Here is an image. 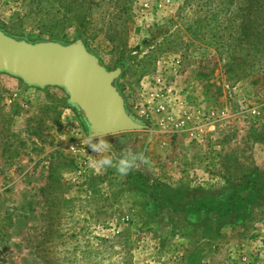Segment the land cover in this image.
Here are the masks:
<instances>
[{
    "label": "rangeland",
    "instance_id": "obj_1",
    "mask_svg": "<svg viewBox=\"0 0 264 264\" xmlns=\"http://www.w3.org/2000/svg\"><path fill=\"white\" fill-rule=\"evenodd\" d=\"M234 11L221 0H0L7 35L81 40L120 70L115 85L145 126L103 137L142 156L133 171H96L67 93L0 73V264H264V201L233 187L264 189V63L252 73L254 49L222 47Z\"/></svg>",
    "mask_w": 264,
    "mask_h": 264
},
{
    "label": "water",
    "instance_id": "obj_2",
    "mask_svg": "<svg viewBox=\"0 0 264 264\" xmlns=\"http://www.w3.org/2000/svg\"><path fill=\"white\" fill-rule=\"evenodd\" d=\"M0 73L36 88H61L81 112L89 134L105 136L141 131L145 126L127 111L115 83L121 71H108L81 40L70 45L29 43L0 30Z\"/></svg>",
    "mask_w": 264,
    "mask_h": 264
},
{
    "label": "trees",
    "instance_id": "obj_3",
    "mask_svg": "<svg viewBox=\"0 0 264 264\" xmlns=\"http://www.w3.org/2000/svg\"><path fill=\"white\" fill-rule=\"evenodd\" d=\"M221 1L223 2V5L226 6V9H230L232 8V6L236 8V11H234L231 16L232 25H230V27H232V29H235L233 30L234 33L229 35V38H232V42L230 44L227 43V45L223 44L222 47L232 49L235 56L243 52H245L244 55H247L249 54V50L254 49L257 54L262 56L259 60H257V62L247 64V66L251 68L252 71H254L252 73H255L258 64L264 63V0ZM213 38H215V36H213ZM256 59H258L257 56ZM235 61L236 57L229 64L230 68L233 67ZM245 65L246 63L243 61L237 63V77L240 76V73H244L247 70L243 67ZM68 106L72 107L70 103ZM239 186L244 190H251L253 194L255 193L258 199L264 201V195L259 194L261 192H264V189L258 188L256 184L249 183L247 187L242 184L233 185V187H235V190L238 189Z\"/></svg>",
    "mask_w": 264,
    "mask_h": 264
},
{
    "label": "clouds",
    "instance_id": "obj_4",
    "mask_svg": "<svg viewBox=\"0 0 264 264\" xmlns=\"http://www.w3.org/2000/svg\"><path fill=\"white\" fill-rule=\"evenodd\" d=\"M104 135V133L92 135L86 140L88 148L98 157L88 162L89 167L96 171L115 168L120 176L128 175L142 161V156L137 152H132L129 148H122L120 152H115L113 144L104 139ZM121 143L124 142L121 141Z\"/></svg>",
    "mask_w": 264,
    "mask_h": 264
},
{
    "label": "built area",
    "instance_id": "obj_5",
    "mask_svg": "<svg viewBox=\"0 0 264 264\" xmlns=\"http://www.w3.org/2000/svg\"><path fill=\"white\" fill-rule=\"evenodd\" d=\"M184 112L187 113L186 111H184ZM224 115H225L224 112L213 111V112H211V113L209 114V119H212V120L216 121V120L221 119ZM188 118H189V117H188ZM188 118H186L185 120H183V121L181 122V125L178 126V127L180 128V127H182V126H185L186 123H187Z\"/></svg>",
    "mask_w": 264,
    "mask_h": 264
}]
</instances>
